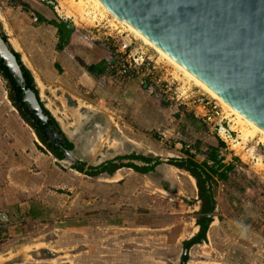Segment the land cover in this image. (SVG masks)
Returning a JSON list of instances; mask_svg holds the SVG:
<instances>
[{
	"label": "rangeland",
	"instance_id": "rangeland-1",
	"mask_svg": "<svg viewBox=\"0 0 264 264\" xmlns=\"http://www.w3.org/2000/svg\"><path fill=\"white\" fill-rule=\"evenodd\" d=\"M21 2L27 7L18 0H0L2 30L29 69L39 98L75 142V153L86 166L132 152L161 159L184 157V149L201 162L203 155L194 147L203 151L216 145L234 169L227 180L213 185V222L206 242L189 248L186 264H264L262 134L221 103L231 114L232 135L226 143L191 112L182 109L175 116L153 82L160 78L165 84L170 75L190 79L91 0ZM36 10L49 19H35ZM49 20L72 28L62 48ZM126 34L164 66L146 83L136 74L124 80L88 72L78 64L77 57L86 64L106 62L109 50L100 42ZM10 115L27 125L0 77V116ZM39 143L37 149L47 156L50 152ZM51 164L65 172L59 196L44 205L42 218L29 220L26 234H1L0 264H180L183 241L194 231L201 205L188 172L161 162L151 174L122 167L92 177L75 173L58 159Z\"/></svg>",
	"mask_w": 264,
	"mask_h": 264
},
{
	"label": "water",
	"instance_id": "water-1",
	"mask_svg": "<svg viewBox=\"0 0 264 264\" xmlns=\"http://www.w3.org/2000/svg\"><path fill=\"white\" fill-rule=\"evenodd\" d=\"M101 1L264 130V0ZM9 45L0 34V60L21 88L22 102L40 123H46L48 116L40 105L41 99L26 87ZM46 134L57 142L63 140L49 124ZM69 141L73 147L62 149L60 161L68 166L76 161L86 163L75 153V142ZM159 165L147 174L158 170ZM188 250L186 244L180 264L187 263Z\"/></svg>",
	"mask_w": 264,
	"mask_h": 264
},
{
	"label": "crops",
	"instance_id": "crops-1",
	"mask_svg": "<svg viewBox=\"0 0 264 264\" xmlns=\"http://www.w3.org/2000/svg\"><path fill=\"white\" fill-rule=\"evenodd\" d=\"M35 13L41 15L44 18V20L49 19L48 14H46L43 11L36 10ZM35 18L37 19V17ZM49 21L57 22L56 20H49ZM40 22H44V21H40ZM64 23H66V27L68 29L71 28V26L67 22ZM51 26L52 29L56 31L58 35V29L53 25ZM68 41L69 38L67 42ZM62 45L64 44L62 43ZM77 58H78L77 60L78 64L79 65H81V63L84 64V66L82 65L81 66L84 67L85 69L86 66L99 65L102 63L105 64L103 59H97L92 63L86 64L84 60H82V58L80 57ZM179 113L174 115L179 116L178 115ZM61 136L62 139L64 140L63 135ZM64 136L66 135L64 134ZM28 137L31 138V144L34 147V150L32 152H29V149L31 147L27 143ZM48 140L52 141L55 146H59L63 142V140L57 142V140H53L50 138H48ZM39 141L40 140L37 138V136L35 135V133L28 124L27 125L23 124L21 121L14 119V117L11 115L4 117L0 116V241H2L1 234H11L14 236H18L19 234L20 235L26 234L25 229L26 226L29 225L28 224L29 220L42 218L43 210H45L44 205H46L50 200L59 196V193L61 191L60 188L62 187L61 184H62V180L64 179L65 172L57 165L51 164L52 160H57L58 158H56L47 148H46L47 151L50 152L54 157L50 153L47 154L46 156V154H44L43 152L37 149V145L38 144L40 145ZM212 146L216 147V145L213 144ZM208 148L209 147H207L205 150L202 151L199 146V151H197V153L203 155V160L205 158L204 152ZM60 149L63 148L60 147ZM185 151L186 150L184 149L183 152ZM188 151L190 152V150ZM194 151H195V147H194ZM217 154L219 158H222L219 155L218 150H217ZM50 157H52V159L50 162H48V159ZM203 160H201V162ZM222 161L225 164L233 165V163L225 162L224 158ZM75 163L78 162L76 161ZM75 163L69 166L71 170H73L75 173L78 174L88 175L86 174L87 166L84 167L82 171H78L73 167ZM208 163L210 164V162ZM169 179H172V175L169 176ZM212 222L210 224H212ZM198 229L199 227L195 225L193 229L194 231L191 233L189 238L183 241V243L189 240L190 238H192L197 233ZM206 239H207V232H206ZM185 245L186 244L184 243V246ZM191 246L192 245H189V248Z\"/></svg>",
	"mask_w": 264,
	"mask_h": 264
},
{
	"label": "trees",
	"instance_id": "trees-1",
	"mask_svg": "<svg viewBox=\"0 0 264 264\" xmlns=\"http://www.w3.org/2000/svg\"><path fill=\"white\" fill-rule=\"evenodd\" d=\"M18 1L21 5L27 7V4L21 2V0ZM36 17L39 21H45L44 18L39 14H36ZM48 23L58 29V48H62V43L67 42L72 28L68 29L66 27V23L64 22L48 21ZM0 34L4 41L7 42L8 38L2 30L1 22ZM9 46L21 67L26 82V87L32 89L36 93L38 100H40L38 89L29 69L22 62L19 53L11 45ZM81 65L84 66V64L82 63ZM105 65L106 62L105 64L102 63L99 65L86 66V69L92 73L101 75L105 73ZM0 77L5 83L8 98L18 112L19 116L31 127L41 143L44 144L45 147L56 158L62 159L63 151L62 149H60V147H62L63 149H72V143L66 138V136H64L58 122L55 120L50 111L45 107L44 103L41 100L39 101L43 112L48 116V121L42 124L34 117L33 112L29 111L27 106L22 102V90L16 84L8 69L3 65L2 60H0ZM189 117L193 119L191 115H189ZM48 124L51 125L58 134L63 135L64 140L61 145L55 146L52 141L48 140V136L46 134V125ZM219 143L220 146L224 145L223 142ZM217 150L218 147L209 146V148L204 152V160L200 163L194 159V154H191L188 150L184 152V157H173L167 159L166 163L188 172L194 178L197 187V196L201 202L200 209L197 212L196 218V225L199 227V229L192 238L184 242L185 244L194 245L206 241V232L213 220V215L211 214L214 209L213 185L217 182L216 180H227L228 173H230L234 169V166L232 164H225L222 161L223 158L218 157ZM195 151H199L198 145L195 146ZM208 162H210V164ZM138 163L144 164L140 165ZM160 163L161 161L159 157L130 153L127 155L117 156L115 158L109 159L101 163L100 165L88 166L86 169V174L90 176H97L105 172L111 175L116 170L122 167H129L136 172L145 174L149 171H152L154 167ZM85 165V162H78L75 163L73 167L78 171H82Z\"/></svg>",
	"mask_w": 264,
	"mask_h": 264
},
{
	"label": "built area",
	"instance_id": "built-area-1",
	"mask_svg": "<svg viewBox=\"0 0 264 264\" xmlns=\"http://www.w3.org/2000/svg\"><path fill=\"white\" fill-rule=\"evenodd\" d=\"M132 37L126 34L122 39H105L100 42L102 47L109 50L105 72L124 80L131 79L136 74L137 78L146 83L156 70H161L164 66L140 48L137 40L133 42L134 37ZM132 44L136 45L133 50ZM179 79L170 75L165 80V84H162L158 78L153 82L154 87H151L165 98L169 107L174 110L173 114L179 113L182 109L191 112L194 118L205 124L226 143L232 135L228 126V116L231 114H228L220 102L205 90L194 85L190 80L181 77Z\"/></svg>",
	"mask_w": 264,
	"mask_h": 264
},
{
	"label": "bare ground",
	"instance_id": "bare-ground-1",
	"mask_svg": "<svg viewBox=\"0 0 264 264\" xmlns=\"http://www.w3.org/2000/svg\"><path fill=\"white\" fill-rule=\"evenodd\" d=\"M91 1L94 2V4H96L100 8L104 9L105 11H107L112 17H114L117 21H119L120 23H122L135 36H137L138 38H140L143 42H145L151 48H153L155 51H157V53H159L161 56H163V58H165L167 61H169L171 64H173L186 77H188L190 80H192L196 85L201 86L203 90H205L207 93H209L213 98L217 99L224 107L228 108L232 112V114H235L239 119L243 120L245 123H247L249 126H251L254 130L260 132L262 134V136L264 137V130L263 129H261L256 124H254L252 121H250L249 119H247L244 115H242L240 112H238L232 106H230L227 102H225L220 96H218L213 90H211L208 86H206L198 78H196L194 75H192L186 69H184L183 67H181L172 58H170L162 50H160L158 47H156L150 40H148L145 36H143L132 25H130L128 22H126L125 20L121 19L117 14H115L104 2H102L101 0H91Z\"/></svg>",
	"mask_w": 264,
	"mask_h": 264
},
{
	"label": "flooded vegetation",
	"instance_id": "flooded-vegetation-1",
	"mask_svg": "<svg viewBox=\"0 0 264 264\" xmlns=\"http://www.w3.org/2000/svg\"><path fill=\"white\" fill-rule=\"evenodd\" d=\"M133 153V152H132ZM130 154V153H129ZM127 155V154H126ZM101 164V163H100ZM100 164H98V165H100ZM84 167H86V165L84 166ZM88 167V166H87Z\"/></svg>",
	"mask_w": 264,
	"mask_h": 264
}]
</instances>
